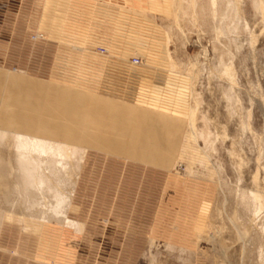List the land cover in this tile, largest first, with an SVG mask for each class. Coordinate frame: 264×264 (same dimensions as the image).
Returning <instances> with one entry per match:
<instances>
[{"label":"rangeland","instance_id":"1","mask_svg":"<svg viewBox=\"0 0 264 264\" xmlns=\"http://www.w3.org/2000/svg\"><path fill=\"white\" fill-rule=\"evenodd\" d=\"M253 3L241 0L240 20L230 14L239 30L227 38L215 31L225 4L216 8L213 0H0V65L13 71L0 128L85 149L69 211L82 231L50 222L39 234L22 219L5 218L0 264H223L226 256L232 264H264L260 238L253 235L257 247L248 241L255 247L243 250L225 215L210 225L218 205L233 213L239 188L255 189L256 173L264 191V13ZM225 49L224 61L237 70L236 92L219 77ZM168 53L180 71H170ZM191 62L202 68L195 96ZM26 74L51 81L22 80ZM5 80L0 68V106ZM191 109L199 131L226 135L214 139L212 160L230 189L188 174L181 148ZM199 145L205 148L201 139ZM167 243L203 252L181 259Z\"/></svg>","mask_w":264,"mask_h":264},{"label":"bare ground","instance_id":"2","mask_svg":"<svg viewBox=\"0 0 264 264\" xmlns=\"http://www.w3.org/2000/svg\"><path fill=\"white\" fill-rule=\"evenodd\" d=\"M178 1L180 5L181 0H172V2L176 3V5ZM221 3H224L225 5H223L226 7L225 12H223L224 14H221V17L224 18V21L222 25H218L215 31L217 34L225 32L227 38H234V36H236L238 33L236 30L239 29L236 28L238 25L236 26L230 17L233 18V13H236L238 20L243 18L241 0H213V4L216 6V8L217 6L219 7ZM253 5L258 11L260 10L262 13H264V0H254ZM230 14L233 15L231 16ZM180 19L181 16L177 11L176 24L181 29V31H184V27ZM232 23L234 26H231ZM229 26L231 27L229 28ZM244 27L247 29L248 23H245ZM168 38L170 40L169 35ZM256 38L257 37L254 35V33H251L250 39L253 45H255L254 43ZM108 46L110 47L111 45L109 44ZM106 48L109 49L108 51H111L110 48ZM168 54L170 61V71H180V64L175 61L170 53ZM226 56L228 57L227 50L223 51V57H221V70L219 77L227 79L230 85L229 90L236 92V88L239 84L237 80V70L233 62L228 63L227 61H224L226 60ZM130 63L133 67L138 66V64H135L134 62ZM190 64L191 66L187 72L192 73L190 76V91L191 94L195 96L196 83L198 82L199 72L202 70V68L200 65L195 63L191 62ZM16 72L24 73L17 70ZM229 99L230 97L228 100ZM237 101L239 102V99H237ZM199 119L200 118L198 117L197 109H191L189 131L186 133L185 140L183 141L184 144L181 148V158L188 162V174L193 176H201L213 181L218 180L220 182L219 185H221L222 188L226 187V189H228L230 185L221 177L222 167L219 165L218 169L212 160V156L216 150L214 139L221 137L224 138L226 135L223 134L222 136V134H219L218 132L213 133L210 130V127H206L204 130L199 131V128L197 127V122ZM210 120V117H204L206 124L207 121ZM200 139L204 141L205 148L199 145ZM84 155L85 149L74 146L71 143L66 144L62 142V140H53L39 135H31L23 131H8L2 129L1 127L0 227L2 221H4L5 218H16L24 220L28 228L39 234H41L46 223L50 222H57L63 226L73 227L75 230L82 231L84 228L83 224L78 221L71 220L69 218V211L73 206L72 195L77 182L78 167L80 166L79 164L83 160ZM238 161L240 166H244V164H246L245 159L242 156L238 158ZM258 174L259 173L253 175V185L255 189L250 191L244 190L242 188L238 189L237 196H235V208L233 209L234 211L232 214H229L227 209H221L217 204L218 207L215 208L214 212L212 211L213 214L210 221V225L214 227L217 222L216 220L220 217L222 218V216L225 215L224 217L228 219L230 227L233 228L237 234L238 238L236 239L242 241L243 250L247 249L246 247L248 246V241L250 242L252 240L251 237L253 235L255 238L257 236L258 239L260 238L264 242V224L261 225L260 221H258V219H263L261 212H264V191L259 189L260 185L258 183ZM224 191L223 197L224 200H227L229 199L230 195L226 194ZM228 192L230 193V191ZM259 214L261 215V218L258 216ZM261 222L264 223L263 220H261ZM213 227L212 229H214ZM202 235L203 234L198 235V241L201 240ZM260 239L257 241H260ZM253 241L254 243L250 242L249 244H255V246L258 245L256 239ZM151 243L153 245L154 239H151ZM167 244L170 248L179 249L181 253V259L184 258L183 255L185 253H187L190 258H193L194 255L198 253L196 250L177 247L172 243ZM260 244L262 245V243ZM249 246L251 248L253 247L252 245ZM249 246L248 249H250ZM260 249H262V253L260 252V257L261 254L262 257H264V249L262 247H260ZM251 251H253V249H251ZM201 252H203V250L200 249L198 254ZM249 252L246 250L245 255H248ZM248 256L249 258L252 257L251 254ZM224 258L225 260L223 261V264H232L228 260L227 256Z\"/></svg>","mask_w":264,"mask_h":264},{"label":"crops","instance_id":"3","mask_svg":"<svg viewBox=\"0 0 264 264\" xmlns=\"http://www.w3.org/2000/svg\"><path fill=\"white\" fill-rule=\"evenodd\" d=\"M125 3L127 2V3H130V2H132V3H138L140 0H123ZM0 68L1 69H3L5 72H6V80H5V84H4V88H3V93H2V102H1V106L0 107H2V103H3V101L5 100V98H6V96L8 95L7 94V92H8V85H9V80H10V77H11V72H13L12 70L10 71L9 69H6L5 68V66H2V65H0ZM27 75V76H26ZM24 77H22L21 79L22 80H25V78H26V80L28 79V80H32V79H34V80H36L37 82H40L39 80H43V81H49L50 79H44V78H40V77H36V76H31V75H28V74H26ZM51 81V80H50ZM52 81H54V82H52L54 85V87L56 88V86L59 88V91L61 90V91H64L63 90V88L61 87V82H60V80L58 81V80H52ZM63 83V82H62ZM18 90L19 89H17L16 87L14 88V90L12 89V91L9 93V98H10V102H9V104L10 105H12L13 106V108H15L16 107V105H17V102H19V100L17 99V96H18ZM56 90H57V88H56ZM36 91V90H35ZM65 93H66V91L64 92V95H63V97L61 96V94H59V100L60 99H62L61 100V103H65V101H66V97H65ZM44 93H42L40 90L39 91H37V92H34L33 94H32V98H33V100H35L36 101V99L38 100V98H42ZM18 100V101H17ZM40 100H42V99H40ZM63 106V105H62Z\"/></svg>","mask_w":264,"mask_h":264},{"label":"built area","instance_id":"4","mask_svg":"<svg viewBox=\"0 0 264 264\" xmlns=\"http://www.w3.org/2000/svg\"><path fill=\"white\" fill-rule=\"evenodd\" d=\"M35 38L37 39L38 37H35ZM100 48H101V52H103V53L106 52L107 53L108 49L106 47L101 46ZM132 62H134L135 64H139L140 63V59L136 57Z\"/></svg>","mask_w":264,"mask_h":264}]
</instances>
